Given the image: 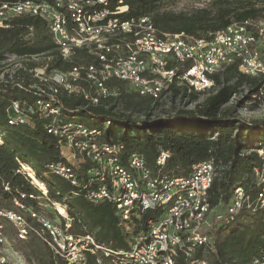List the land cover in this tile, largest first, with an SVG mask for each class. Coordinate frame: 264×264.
Listing matches in <instances>:
<instances>
[{
  "label": "trees",
  "instance_id": "trees-1",
  "mask_svg": "<svg viewBox=\"0 0 264 264\" xmlns=\"http://www.w3.org/2000/svg\"><path fill=\"white\" fill-rule=\"evenodd\" d=\"M159 2L122 0L127 10L121 17L151 14L159 30L204 37L232 21L264 16V0H213L211 9H200L191 15L159 13L156 10ZM115 6L116 0H109L108 8L113 10ZM7 55L25 58L43 55L47 70H68L78 63L94 61L83 49H77L70 59H63L47 23L31 15L14 17L8 26L0 27V60ZM35 65L25 61L14 81H0V211H15L25 218L29 228L26 238L21 239L12 222L0 214V231L28 264H68L35 233L39 225L28 213L30 208L50 217L40 202H56L66 205L65 211L71 218L68 232L76 236L91 234L95 244L101 247L94 253L85 250L84 260L73 264H129L115 254L106 256L105 248L127 249L133 235L145 229V221L159 211L138 212L129 233L119 224L116 209L110 202L86 198L90 187L84 173L87 162L72 164L77 171L76 186L49 173L50 163L69 162L59 139L46 131L48 117L35 111L26 123H10L14 116L7 112L14 100L32 104L43 97L29 86L33 80L27 70ZM210 77L213 86L204 93L172 88L171 98L178 95L180 100L185 98V106L155 118H150L148 113L143 120H137L117 111V100L125 96L138 103H150L134 92L125 94L123 89L117 97L88 105L80 95L61 94L55 105L59 106L60 118L99 128V143L122 144V158L130 152L140 153L152 174L187 176L195 164L212 161L217 173L208 191V202L214 213L223 217L215 219L213 214L207 232L209 241L195 250L191 260L210 264H264V118L246 120L222 109L242 88L246 93L236 106H241L244 100L255 99L254 95L264 86V74L245 75L235 64H230ZM107 85L121 87L123 82L111 79ZM200 96H204L201 101ZM188 103L193 107L188 108ZM161 150L168 151L169 156L163 165H158L156 159ZM21 165L31 168L34 177L44 185L45 196ZM236 188L243 190L246 199L237 211L228 214L226 209ZM56 217L64 221L57 212L50 218ZM175 264L190 262L178 254Z\"/></svg>",
  "mask_w": 264,
  "mask_h": 264
},
{
  "label": "built area",
  "instance_id": "built-area-1",
  "mask_svg": "<svg viewBox=\"0 0 264 264\" xmlns=\"http://www.w3.org/2000/svg\"><path fill=\"white\" fill-rule=\"evenodd\" d=\"M108 3L109 0H0V27L8 26L17 16H37L47 23L63 59H70L77 49H83L94 60L68 70H47L45 58L36 63L27 70L33 80L29 86L43 97L32 104L12 101L7 112L14 117L9 122L26 123L35 111L48 117L46 131L59 139L70 163H50L49 173L76 186L77 171L72 164L87 162L84 173L90 187L86 198L110 202L127 232L132 233L138 212L159 211L145 221V229L133 235L127 249L105 248L106 256L115 254L129 264H175L178 254H182L190 264H210L194 263L191 258L200 245L209 241L206 228L214 209L209 206L208 191L217 173L214 163L199 162L187 176L152 174L140 153L130 152L122 158V144L99 143V128L60 118L55 102L65 94L80 95L87 105L98 104L100 99L117 97L123 87H128L155 105L170 96L172 88L186 93L208 91L213 86L210 76L230 64L245 75L264 74V16L232 21L220 30L198 37L183 31L159 30L148 15L122 18L127 10L122 0H116L113 10ZM10 56L29 59L17 55L7 58ZM34 57L37 56L30 58ZM111 79L120 80L123 85H107ZM254 97L264 98V86ZM168 156V151L161 150L156 164L163 165ZM21 166L34 183L25 170L27 166ZM40 190L45 196V187ZM245 199L243 190L236 188L227 213L237 211ZM28 210L39 225L35 233L68 264L83 261L85 250L94 253L101 248L91 234L76 236L68 232L71 218L66 211L63 215L57 210L64 220L61 221ZM0 214L12 222L21 239L26 238L29 228L24 217L12 210ZM213 214L215 219L223 217L214 211ZM7 242L0 231V264H28L24 258L19 261L6 255Z\"/></svg>",
  "mask_w": 264,
  "mask_h": 264
},
{
  "label": "rangeland",
  "instance_id": "rangeland-1",
  "mask_svg": "<svg viewBox=\"0 0 264 264\" xmlns=\"http://www.w3.org/2000/svg\"><path fill=\"white\" fill-rule=\"evenodd\" d=\"M257 1V0H256ZM213 0H160L157 7V12L159 13H173V14H186L191 15L197 12L200 9H211ZM149 16H152L151 14ZM8 56H6L7 58ZM11 57V56H10ZM44 59L43 55L29 58L28 60H22L18 58H7L0 60V81L1 80H9L14 81L15 76L17 75V71L19 68L23 67V62L32 61L37 64H40ZM123 92L125 94H129L132 91L128 89V87H123ZM246 93V89L242 88L240 92H238L235 96L231 98V100L222 107V109H227L231 112L233 116H237L240 118H244L246 120L264 118V98L262 99H253L244 100L241 106H236L238 100L243 97ZM204 96H200L199 101L203 99ZM185 106L182 100H178V96L175 98H171L170 96H166V98L155 105H151V103L147 102H135L133 100L128 99L127 96L119 98L116 102V110L122 112L124 115L129 116L132 119L143 120L146 118V114H150V118H155L159 116H163L164 114H172L177 109ZM188 108H192L193 104L188 103ZM59 182H64L60 180ZM37 186L35 183H33ZM37 188H39L37 186ZM40 189V188H39ZM56 203V202H52ZM47 201L40 202L42 208L46 212L47 215L52 217L53 212H58L55 204H52ZM61 205V204H60ZM66 208V205H61ZM213 211L208 216V226L206 231L209 232V228L212 223ZM8 246V247H7ZM5 253L9 258H13L14 260H22L23 255L20 254L12 242L8 240L5 245ZM25 261V260H24ZM26 262V261H25Z\"/></svg>",
  "mask_w": 264,
  "mask_h": 264
},
{
  "label": "bare ground",
  "instance_id": "bare-ground-1",
  "mask_svg": "<svg viewBox=\"0 0 264 264\" xmlns=\"http://www.w3.org/2000/svg\"><path fill=\"white\" fill-rule=\"evenodd\" d=\"M25 170L29 173V175L32 178V181L42 190H44V186L42 183H40L35 177L34 174L32 172V170L29 167H26ZM56 209L61 213V214H65V211L63 209V207L59 204V203H55Z\"/></svg>",
  "mask_w": 264,
  "mask_h": 264
}]
</instances>
